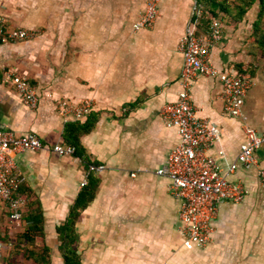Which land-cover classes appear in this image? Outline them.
<instances>
[{"label":"crops","instance_id":"1","mask_svg":"<svg viewBox=\"0 0 264 264\" xmlns=\"http://www.w3.org/2000/svg\"><path fill=\"white\" fill-rule=\"evenodd\" d=\"M146 1L0 0L5 23L35 32L32 39L0 42V128L33 133L44 145L14 154L22 218L9 221L0 200V233L4 227L10 234L25 226L23 215L37 202L43 238H57L55 228L65 220L88 165L101 164L102 172L89 173L98 178V189L75 225L83 264H264V184L256 167L244 170L237 164L229 175L245 196L241 202H217L208 245L192 250L182 245L181 202L171 194L169 179L155 173L179 141L160 109L175 101L180 89V40L186 26L194 22L203 37L209 21L218 18L202 17L208 12L197 9L196 0H162L154 24L135 31L132 24ZM257 13L255 3L241 21H220L221 38L208 54V63L219 72L250 77L245 119L223 111L216 76L199 75L190 89L197 118L220 129L219 142L206 152L221 169L236 163L245 127L264 134V48L254 39ZM11 73L35 85L34 108L16 93ZM85 101L97 121L80 137L83 155L60 156L52 147L65 143L64 125L75 121L71 110ZM256 157L263 167L264 144Z\"/></svg>","mask_w":264,"mask_h":264},{"label":"built area","instance_id":"2","mask_svg":"<svg viewBox=\"0 0 264 264\" xmlns=\"http://www.w3.org/2000/svg\"><path fill=\"white\" fill-rule=\"evenodd\" d=\"M162 0H147L133 30L150 28L158 14ZM28 29L5 30L0 26V42L19 41L31 37ZM221 38V23L212 18L205 36L196 34V24L190 22L181 37L183 63L178 82L180 89L177 98L164 104L160 117L166 126L176 129L178 143L170 150L165 162L155 170L170 181L171 194L180 200V236L182 245L192 250L204 248L210 242L211 222L216 213L219 200L241 202L245 191L241 184L232 182L229 175L237 164L244 170L256 167V176L264 184V166H258L256 151L264 144V134H258L250 128L244 129V140L239 144L236 163L221 169L215 156L206 152L207 148L220 140L219 127L206 119L196 116L190 96L194 79L199 75L216 76L221 83L223 111L232 117L245 119L242 107L247 89L251 85L250 77L234 71L219 72L208 63L211 46ZM16 93L22 102L34 108L38 94L34 86L23 74L8 75ZM89 102H82L72 108L75 121L83 120L90 111ZM42 140L33 133L16 134L12 130L0 128V200L6 203L8 219L18 222L22 218L23 198L19 195L20 177L14 154L36 151L43 148ZM52 150L60 156L73 155L75 148L63 142H57ZM223 155V150L218 151ZM104 166L89 164L82 185L87 182L91 172H102ZM3 243L0 242V251Z\"/></svg>","mask_w":264,"mask_h":264},{"label":"trees","instance_id":"3","mask_svg":"<svg viewBox=\"0 0 264 264\" xmlns=\"http://www.w3.org/2000/svg\"><path fill=\"white\" fill-rule=\"evenodd\" d=\"M236 14H230L228 6L222 1L216 0H196L197 5H208L206 11L213 17H216L215 8L228 12L234 21H239L245 13L255 4H258V13L254 21V31L256 32L255 43L264 48V0H233ZM205 14H202V17ZM210 22V21H209ZM263 22V26L260 24ZM97 121V116L88 114L84 122L69 121L65 123L62 137L66 144L75 148L74 155L81 157L83 155L80 137L91 131ZM99 180L92 174L87 176V182L81 186L74 202L70 205L65 220L56 226L58 250L63 264H83L81 256L76 249L77 234L75 230L76 222L81 212L95 197L98 189ZM26 224L23 230L17 232L14 236L15 249L21 254L27 263H18L12 260L8 264H51V248L43 242L37 246V239L43 238L44 222L43 211L37 202H31L29 210L23 215ZM7 236L0 238L4 244ZM5 245V244H4Z\"/></svg>","mask_w":264,"mask_h":264},{"label":"rangeland","instance_id":"4","mask_svg":"<svg viewBox=\"0 0 264 264\" xmlns=\"http://www.w3.org/2000/svg\"><path fill=\"white\" fill-rule=\"evenodd\" d=\"M216 1L224 2L228 6L230 14H236L237 13V9L234 8L235 4H234L233 0H216ZM196 6H197V9L199 8L200 10H207V8L209 7L208 5L204 6V4L197 5V3H196ZM206 12H208V11H206ZM215 13H216V17L221 22H223L224 19L234 21L228 12H224V11L220 10L219 8H215ZM205 15L209 16L210 14L205 13ZM0 17H1L0 18V26H2L5 30L24 28V27H11L9 25V23L7 24L2 20V16H0ZM242 19H243V17H242ZM241 20H239V21H241ZM262 21L264 22V17H263ZM234 22H236V21H234ZM24 29H27V28H24ZM29 31H31V30H29ZM31 32L33 33V35H31V37H29L28 39H32L35 37V32L34 31H31ZM28 39H25V40H28ZM19 41H24V40H19ZM9 42H16V41H9ZM31 84H32V86H35L33 83H31ZM23 228H24V225L22 224L20 227L17 228L16 231L19 232V231L23 230ZM16 231H13L10 229V234H9V229L4 227L2 229V232L0 233V238L7 236V238H6L7 241L4 242L5 246L3 245V248L0 251V264H8L9 260H12V261L18 262V263H27V261L25 259H23L21 254L15 249L14 236H15ZM43 242L50 246L51 257H52L51 259L54 262V264H55V262H56V264H62V262H61L62 258L60 256L59 250L57 249V245H58L57 238H49L46 236H44V238H38L37 239V246H40L41 244H43ZM81 256L83 259L84 256L83 255H81Z\"/></svg>","mask_w":264,"mask_h":264}]
</instances>
